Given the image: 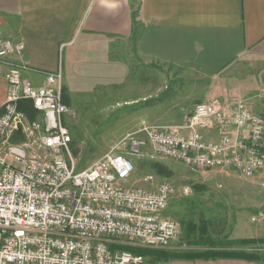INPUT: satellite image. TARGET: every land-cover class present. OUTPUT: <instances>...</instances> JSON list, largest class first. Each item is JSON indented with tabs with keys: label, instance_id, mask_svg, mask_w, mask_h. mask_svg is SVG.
Listing matches in <instances>:
<instances>
[{
	"label": "built area",
	"instance_id": "1",
	"mask_svg": "<svg viewBox=\"0 0 264 264\" xmlns=\"http://www.w3.org/2000/svg\"><path fill=\"white\" fill-rule=\"evenodd\" d=\"M25 50L0 31V63L8 69L0 107V264H146L142 255L111 247L169 248L180 228L166 214L175 186H125L132 157L146 148L194 171L253 178L264 170V116L234 97L196 105L179 127L142 126L77 171L64 123L74 113L64 101L63 71L35 87L24 77ZM25 101L40 121L20 111Z\"/></svg>",
	"mask_w": 264,
	"mask_h": 264
},
{
	"label": "crops",
	"instance_id": "2",
	"mask_svg": "<svg viewBox=\"0 0 264 264\" xmlns=\"http://www.w3.org/2000/svg\"><path fill=\"white\" fill-rule=\"evenodd\" d=\"M0 31L25 43L29 70L24 77L35 87L43 86L47 74L63 71L64 101L73 120L78 114L67 89L68 77L80 71L85 57L101 56L116 65L112 54L117 53H127L130 60L135 56L148 66L190 69L181 73L185 78L219 80L216 101L238 97L264 116V0H0ZM126 61L123 68L128 72ZM7 70L0 63V107L7 95ZM26 103L33 108L29 101L19 108ZM188 112L181 106L148 116L147 121L150 126L175 128ZM156 264L263 263L219 259Z\"/></svg>",
	"mask_w": 264,
	"mask_h": 264
},
{
	"label": "rangeland",
	"instance_id": "3",
	"mask_svg": "<svg viewBox=\"0 0 264 264\" xmlns=\"http://www.w3.org/2000/svg\"><path fill=\"white\" fill-rule=\"evenodd\" d=\"M112 59L116 65L107 64L101 56L85 57L80 71L68 77L67 89L78 118L65 116L64 123L74 138L70 149L77 171L91 167L110 146L141 126L152 125L148 116L181 106L190 113L197 104L218 100L215 91L221 88L219 80L185 78L181 73L190 69L148 66L135 56L130 60L127 53L112 54ZM34 120L40 121L41 116L35 114ZM132 161L135 169L126 187L153 190L162 183L175 186L176 195L166 214L179 224V237L167 249L128 245L116 249L203 251L208 249L203 239L210 238L216 249L255 253L264 264V171L253 178L229 169L194 171L155 157L149 148ZM237 240L255 243L233 245Z\"/></svg>",
	"mask_w": 264,
	"mask_h": 264
},
{
	"label": "trees",
	"instance_id": "4",
	"mask_svg": "<svg viewBox=\"0 0 264 264\" xmlns=\"http://www.w3.org/2000/svg\"><path fill=\"white\" fill-rule=\"evenodd\" d=\"M21 111L28 114L30 120H34L35 111L28 103L23 104L20 108ZM15 142H17L15 140ZM204 243L207 245L208 249L203 251H188L185 253H177V252H168L165 250H137L132 249L130 252L134 254H139L144 257H148L149 264H156L159 262H170L175 260H189V261H197V260H219V259H238V260H246L251 262H260L259 255L255 253L246 252L244 250H227V249H216V243L214 240L210 238L203 239ZM255 243V240H237L232 244L236 246H243L247 244ZM112 250L116 249V246L111 247ZM122 250H125L124 247ZM126 251V250H125Z\"/></svg>",
	"mask_w": 264,
	"mask_h": 264
}]
</instances>
